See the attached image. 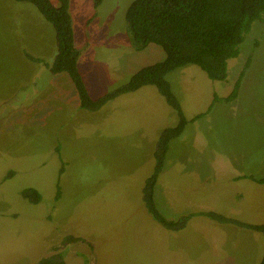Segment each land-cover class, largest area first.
I'll use <instances>...</instances> for the list:
<instances>
[{
  "label": "rangeland",
  "instance_id": "374dc122",
  "mask_svg": "<svg viewBox=\"0 0 264 264\" xmlns=\"http://www.w3.org/2000/svg\"><path fill=\"white\" fill-rule=\"evenodd\" d=\"M69 1L78 64L91 96L165 57L154 43L134 49L125 19L133 0H103L97 9L94 0ZM239 52L228 61L224 81L209 79L195 65L167 76L189 118L205 111L214 94L230 93L251 57L237 97L215 103L171 142L155 187L168 218L207 210L229 216L244 204L242 221L264 223V184L233 179L241 171L264 177V19L252 23ZM55 53L53 27L31 3L0 0V264L33 263L69 235L79 240L66 264H82L80 254L95 264H258L261 232L237 231L203 215L173 231L138 210L154 169L155 136L177 122L175 111L152 85L96 111L79 108L69 78L30 59L51 64ZM56 145L64 162L59 177ZM226 178L241 187L227 186ZM28 187L40 192L39 202L21 195ZM226 249L231 258L221 262Z\"/></svg>",
  "mask_w": 264,
  "mask_h": 264
},
{
  "label": "trees",
  "instance_id": "16d2710c",
  "mask_svg": "<svg viewBox=\"0 0 264 264\" xmlns=\"http://www.w3.org/2000/svg\"><path fill=\"white\" fill-rule=\"evenodd\" d=\"M31 3L43 18L53 27L56 53L51 64L41 57L30 56L35 62L45 65L56 76L64 73L70 80L78 96L79 108L89 111L100 109L107 101L128 92H134L146 85L154 86L164 97L166 103L175 111L176 124L160 131L153 150L154 169L146 177L138 209L149 213L152 219L165 229L179 231L185 229L188 221L195 215H203L221 223H230L244 229L261 232L264 236V223L252 224L234 217L224 216L215 211L191 212L176 219L166 217L158 208L155 191L162 172L171 142L179 137L185 127L202 116L207 115L215 103H229L239 92L242 76L251 63L248 57L239 77L226 96L213 95L212 101L203 112L187 118L182 105L173 91L168 74L188 65H195L212 80L224 81L228 75V61L239 55V46L244 41L252 23L264 19V0H133L127 7L125 19L132 45L142 50L150 43L157 44L165 51V57L153 64L145 65L123 83L96 97L90 95L79 68L80 49L75 44L73 21L70 13V1L58 0H15ZM103 0H94L97 9ZM27 56V54H26ZM28 57V56H27ZM37 93H35L36 95ZM38 96L34 102L37 106ZM55 152L60 160L58 177L64 171V162L60 159L59 146ZM10 170L7 175H12ZM7 176L4 178L6 179ZM264 183V177L254 179ZM56 198L60 195L57 185ZM21 195L32 203L41 200L40 192L32 187L25 188ZM14 213H11L12 216ZM79 238L71 235L58 243L55 252L43 256L29 264H66V255ZM82 264H95L90 256L80 254ZM258 264H264V251Z\"/></svg>",
  "mask_w": 264,
  "mask_h": 264
},
{
  "label": "crops",
  "instance_id": "0c3cea01",
  "mask_svg": "<svg viewBox=\"0 0 264 264\" xmlns=\"http://www.w3.org/2000/svg\"><path fill=\"white\" fill-rule=\"evenodd\" d=\"M77 46V45H76ZM87 86V85H86ZM88 88V87H87ZM89 90V89H88ZM65 92V90L64 89H61V93H64ZM90 92V91H89ZM76 94V92H74V95ZM91 94V93H90ZM50 95V94H49ZM223 104H225V103H223ZM203 112V111H202ZM196 113H191L190 115H191V117L192 116H194ZM203 117V116H202ZM190 118V117H189ZM201 118V117H200ZM175 124H176V120H175ZM160 132V131H159ZM158 136L156 135L155 136V139L157 138ZM167 161V160H166ZM165 164H166V162H165ZM245 172V173H244ZM241 171V172H236V174L233 176V179L234 180H237V179H242V180H246L247 178L249 179H252L253 181H255L254 179H257V178H254L253 179V177H258L257 175H252V173H247V171ZM236 176V177H235ZM253 176V177H252ZM261 177H263V176H261ZM227 179V186H232V184L235 182V184H236V186L237 187H241V186H239L236 182H238V181H232V179H228V178H226ZM256 182V181H255ZM256 183H258V182H256ZM259 184H261V185H263L264 183H259ZM246 186H248V185H246ZM238 196H240L241 197V194H238ZM242 198V197H241ZM262 201V200H261ZM239 207V206H238ZM244 210H245V205L244 204H241L240 205V207H239V209H237V210H235V209H230V213H229V216L230 217H234V218H236V219H238V220H240V221H242L240 218L242 217V216H244ZM261 211V210H260ZM194 217H203V216H201V215H198V216H194ZM190 221V220H189ZM189 221H188V223H189ZM243 222H245V221H243ZM188 223H187V225H188ZM248 223H250V222H248ZM223 225H225V226H230L231 228L232 227H235L236 229H237V231H242V230H247V229H244V228H241V227H239V226H237V225H233V224H230V223H222ZM252 224H255V223H252ZM186 225V226H187ZM248 230H250V229H248ZM258 233V232H257ZM259 235V233L257 234V236ZM225 252H226V255L225 256H223L224 258H221L220 259V261L221 262H225L228 258L230 259L231 258V255L230 254H227V249L225 250ZM259 256V255H258ZM258 258V257H257ZM260 258V257H259ZM260 260V259H259ZM201 264H206L207 262H206V259H201Z\"/></svg>",
  "mask_w": 264,
  "mask_h": 264
}]
</instances>
